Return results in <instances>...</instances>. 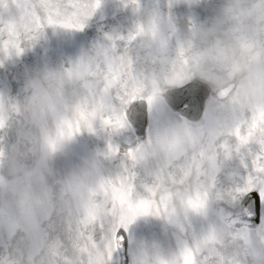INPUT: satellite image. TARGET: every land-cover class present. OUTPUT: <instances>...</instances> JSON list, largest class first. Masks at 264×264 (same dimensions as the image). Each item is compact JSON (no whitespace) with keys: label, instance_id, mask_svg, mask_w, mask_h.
I'll use <instances>...</instances> for the list:
<instances>
[{"label":"rangeland","instance_id":"obj_1","mask_svg":"<svg viewBox=\"0 0 264 264\" xmlns=\"http://www.w3.org/2000/svg\"><path fill=\"white\" fill-rule=\"evenodd\" d=\"M160 2L162 15L156 1L143 4L142 9L140 0H31V8L28 0H0V264L6 262L5 239L16 237L20 228L19 223L10 226V214L15 217L17 214L6 202L9 193L16 196L19 217L29 225L26 229L29 238L22 243L30 244L34 253L46 247L55 250L58 246L49 244L42 235L47 217L37 218L28 209L26 214L23 213L21 201L24 190L31 204L35 201L50 207L58 190L60 195L71 192L81 200L87 195L86 223L98 219L101 206L96 203L95 196L110 195L116 223L106 231L100 242H97L95 236L89 237L91 248L82 250L89 264H105L106 259L108 264H116L113 233L118 225L126 224L132 216L135 219L127 223L126 229L134 251L132 264H149L150 258L155 264H202L200 257L210 259L209 255L204 254L205 249L213 255L220 254L222 235L217 242L212 239L210 230L201 235L197 225H193L189 233L178 226L175 232L166 235L164 227L155 218L162 209L160 198L165 193H168L164 198L167 200L165 210L169 213L170 206L176 210L174 201L178 200L183 211L206 215V193L202 195L197 191L195 195L185 198L179 191H172L175 175L167 178L159 176L152 183L145 182L142 189L147 195L138 191L137 181L124 171L122 174H109L110 180L101 173L92 172L90 177L95 176L97 179L91 183L86 174L76 170V160L66 155L53 156L55 152L51 145L55 144L57 132L63 130L62 127L59 129L57 122L68 119L77 126L83 139L108 151L103 161L119 163L115 155L119 157L125 147L137 142L124 114L125 108L136 95L150 96L148 98L153 104V131L154 128L159 129L161 119L165 120L163 109L166 105L160 101L161 93L168 88L184 86L194 79H201L214 86L224 81H240L246 87L240 89L236 102L240 104L243 118L234 128L238 132L250 131V125L259 122L258 119L263 115L260 111L256 112L258 101L252 103V98L260 97L264 104V80L260 78V73L264 76V72L253 65L257 63L253 57L249 66L248 61L243 64L231 63L223 43H229L232 35L238 33V30L233 32L237 22L247 21L250 17L256 18L258 24L264 21V0ZM113 19L118 27L109 25ZM101 27H105V30H101ZM243 33L242 37L234 41L242 39L241 48L245 45L246 52L250 51L248 58L257 48L260 49L259 53L264 50V43L257 45L260 42L259 30L246 26ZM105 34L110 44L101 41ZM223 37L226 39L209 45L214 43V39ZM219 46L222 50L219 49L215 56L213 53ZM143 60L149 64L163 62L167 66L164 76L166 87H161L158 79H152L149 88L143 76L135 75L136 64ZM209 61L212 66L205 67ZM97 63L102 66L99 73L92 69V65ZM61 65L76 68V71L67 74V79L73 81L83 93L82 98L75 103L67 102L64 80L57 79L55 72L48 71ZM125 74L134 81L131 87L122 84ZM41 75L52 81L50 90L41 86ZM38 85V100L41 104L39 113L42 117L41 128L37 125L38 137L31 130L22 134L7 133L5 105L8 104L19 114L20 105L13 102L19 101L29 88L37 89ZM240 96H243L242 102ZM248 111L253 114L251 120L247 118ZM172 116V121L182 120L179 116ZM184 124L185 129L191 128L186 121ZM234 128L230 129L231 133ZM98 129L113 134L115 142L98 141ZM259 129L260 126H256L254 131L256 138L260 139L255 149L258 163L253 159L254 162H248L245 170L250 184L264 183V161H260L264 159V125L258 135ZM241 142L247 148L251 138H243ZM44 148L49 151V162L33 178L17 185V191H12L4 184V181L14 182L37 170ZM130 157L137 158L134 153H130ZM140 158L143 159V155ZM179 178L183 184L188 183L193 180V173L186 178L180 175ZM215 179L210 178L213 183ZM230 182L232 185L237 183L236 173H232ZM240 187L241 184L239 190L237 185L229 190L230 199L237 197L235 202L248 189L242 185L240 191ZM142 204L147 205L146 211L141 207ZM150 212H153V216ZM242 233L240 236L234 235V238L244 241H251L253 237L261 238V234L255 236L254 233ZM199 238L204 242L203 247ZM188 240L195 245L194 255L190 259L185 247ZM151 241L156 244L152 246Z\"/></svg>","mask_w":264,"mask_h":264},{"label":"clouds","instance_id":"obj_2","mask_svg":"<svg viewBox=\"0 0 264 264\" xmlns=\"http://www.w3.org/2000/svg\"><path fill=\"white\" fill-rule=\"evenodd\" d=\"M246 23L250 26H256L254 17L247 19ZM101 41L110 44L107 34L101 37ZM209 61L205 67H211ZM100 64H93L92 69L96 72L101 71ZM56 74L57 79H63L66 88V97L69 104L77 102L82 98L83 93L78 86L67 79V74L76 71L72 65L64 67L58 66L54 69H48ZM167 72V66L163 62H153L149 64L146 60L138 62L134 73L137 77L143 76L144 83L151 87V80L158 79L161 87L164 84V76ZM134 81L129 79L127 74L122 77V84L125 87H131ZM40 84L44 89L52 87V81L44 75L40 76ZM232 86V93L229 96H221V91ZM242 87L238 81H224L214 87V95L210 98L212 103L207 117L201 120L191 122V137L185 134V124L182 120H175L166 127L147 133L135 144L129 145L123 149L118 157L119 163L103 161V172L105 175L112 173L127 172L137 181V189L143 193L142 185L152 183L156 177L175 175L179 177L183 170L189 167L194 169L193 180L185 184L171 185L172 191H179L185 198L196 194L199 191L202 195L207 194V214L201 215L192 211H183L180 201H174L177 215L170 216L168 211L159 210L156 219L164 227L165 234H171L176 228L192 229L193 225L200 228V234L203 235L208 230L215 228L217 233L222 234L223 245L219 248V255H213L204 250V254L210 256L208 264H264V238L253 237L251 241H244L234 238V234L240 229L234 225H229L217 219L218 210L227 211L232 207L228 202L230 200L229 188L232 179V171L238 167L241 156L233 153L231 157L223 149L224 144L234 145L236 139L230 134L243 118L240 104L236 102V93ZM120 92V89H117ZM40 96L39 89L29 88L21 95L19 101L20 112L17 114L8 104L5 105V111L8 116L7 133L22 134L31 130L37 137L39 129L33 117V107L38 105ZM243 101V96L239 97ZM98 141H114V135L107 131L98 129L96 134ZM105 151L104 148L97 147L96 153ZM130 153L136 155V159L130 157ZM143 155V159H141ZM208 157H215L224 161L223 172L217 175L214 183L210 180ZM88 170V161L80 166V174ZM96 177H90V182L95 183ZM63 187V185H61ZM16 197L11 193L7 194L6 202L12 207L19 218L20 228L16 237L6 238L4 254L5 264H89L82 251L84 248H91L90 236H95L97 242H100L106 231L115 225L116 216L113 215L114 207L110 195L98 194L95 201L101 206L98 219L91 223H86L87 195L81 200L74 197L71 192L58 194L53 201L52 206L37 203L33 201L31 206L32 213L37 218L47 217L42 235L48 240L49 244L58 245L55 250L44 248L38 253H34L31 245L22 243L27 241L29 236L26 229L29 225L19 217ZM259 203V201H257ZM171 207V206H170ZM234 211V208H233ZM6 232V229H5ZM172 251H175L172 249ZM107 257V252H105ZM105 264H108L106 259ZM149 264H155L150 258Z\"/></svg>","mask_w":264,"mask_h":264},{"label":"snow or ice","instance_id":"obj_3","mask_svg":"<svg viewBox=\"0 0 264 264\" xmlns=\"http://www.w3.org/2000/svg\"><path fill=\"white\" fill-rule=\"evenodd\" d=\"M199 94H200L199 90H196V91H193L189 96H184V97L177 96V97L174 98L173 103H174L175 107L178 108V109L187 108V107H189L191 104H193L195 102V100L197 99ZM141 207L144 208L145 211L147 210V205L146 204H142ZM249 215L250 216L254 215V216L257 217V219H259V215H260L259 203L256 204V207H255L254 211L249 212ZM134 219H135V216L130 217L127 223H131L132 220H134ZM127 223L123 225L124 228H127ZM116 236H117V239L119 241H123V236L120 235V230L119 229L116 230Z\"/></svg>","mask_w":264,"mask_h":264},{"label":"bare ground","instance_id":"obj_4","mask_svg":"<svg viewBox=\"0 0 264 264\" xmlns=\"http://www.w3.org/2000/svg\"><path fill=\"white\" fill-rule=\"evenodd\" d=\"M237 37H239V35L237 36ZM239 42H240V45H241V42H242V40H238ZM235 42H232L231 44H234ZM229 46V44L228 45H226V47H228ZM241 50H243L242 48H241ZM229 57H232L231 55H229ZM166 124H167V122H166ZM262 124L264 125V121L262 122ZM254 138V137H253ZM258 140H260L259 138H255V139H253V141H252V143L250 144L253 148H252V152H249L248 153V155H249V157H247V161L248 162H250V163H253L254 162V160L258 163V160H257V153H255V149H256V147H257V143L258 144H260L259 142H258ZM223 149L225 150V152L228 154L229 153V155H230V157H231V155L235 152V153H237L238 154V148H237V144H234V145H230V144H224L223 146ZM254 159V160H253ZM261 162L262 161H264V159H262V160H260Z\"/></svg>","mask_w":264,"mask_h":264}]
</instances>
